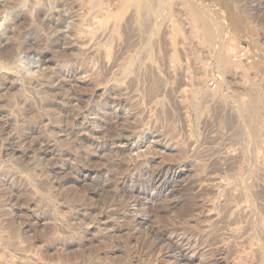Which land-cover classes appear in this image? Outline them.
<instances>
[{
    "label": "rangeland",
    "instance_id": "obj_1",
    "mask_svg": "<svg viewBox=\"0 0 264 264\" xmlns=\"http://www.w3.org/2000/svg\"><path fill=\"white\" fill-rule=\"evenodd\" d=\"M263 46L264 0H0V264H264Z\"/></svg>",
    "mask_w": 264,
    "mask_h": 264
},
{
    "label": "built area",
    "instance_id": "obj_2",
    "mask_svg": "<svg viewBox=\"0 0 264 264\" xmlns=\"http://www.w3.org/2000/svg\"><path fill=\"white\" fill-rule=\"evenodd\" d=\"M238 58L248 63L258 62L259 60L264 61V46L258 53L251 48L241 49L238 52Z\"/></svg>",
    "mask_w": 264,
    "mask_h": 264
},
{
    "label": "bare ground",
    "instance_id": "obj_3",
    "mask_svg": "<svg viewBox=\"0 0 264 264\" xmlns=\"http://www.w3.org/2000/svg\"><path fill=\"white\" fill-rule=\"evenodd\" d=\"M151 7V6H150ZM155 9V8H154ZM154 9H152V10H154ZM197 10V9H196ZM207 16V15H206ZM205 17V16H204ZM197 18V17H196ZM205 19V18H204ZM206 19H208V18H206ZM194 21V20H193ZM198 21V20H197ZM203 22V21H202ZM198 22H196V24H197ZM205 23H206V21H205ZM208 23V22H207ZM210 23H213L212 22V19H211V22ZM213 24H215V23H213ZM213 24L211 25V26H213ZM198 25V24H197ZM199 25H201V24H199ZM209 25V24H208ZM201 27V26H200ZM203 27H204V25H203ZM209 28H210V26H208ZM202 28V27H201ZM208 28V29H209ZM213 28V27H212ZM212 28H210V29H212ZM213 30V29H212ZM212 30H211V33L210 34H212ZM217 30V29H216ZM201 32H202V30L200 29V33H199V35H201V37H202V34H201ZM198 33V32H197ZM206 33V32H205ZM214 33V32H213ZM216 33V32H215ZM217 34V33H216ZM218 35V34H217ZM216 35V36H217ZM197 38V37H196ZM199 38V37H198ZM203 39V38H202ZM208 40V39H207ZM209 41V40H208ZM211 43V42H210ZM260 62L259 63H264V61H262V60H259ZM262 61V62H261ZM255 64H258V62H256ZM259 66H261V64H259ZM256 67H258V66H256Z\"/></svg>",
    "mask_w": 264,
    "mask_h": 264
}]
</instances>
